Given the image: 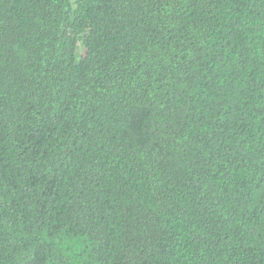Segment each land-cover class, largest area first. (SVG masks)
Masks as SVG:
<instances>
[{"label": "trees", "instance_id": "trees-1", "mask_svg": "<svg viewBox=\"0 0 264 264\" xmlns=\"http://www.w3.org/2000/svg\"><path fill=\"white\" fill-rule=\"evenodd\" d=\"M0 264H264V0H0Z\"/></svg>", "mask_w": 264, "mask_h": 264}]
</instances>
